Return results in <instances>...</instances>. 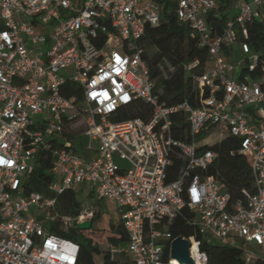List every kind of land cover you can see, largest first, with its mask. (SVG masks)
<instances>
[{
	"label": "built area",
	"instance_id": "2783aa9c",
	"mask_svg": "<svg viewBox=\"0 0 264 264\" xmlns=\"http://www.w3.org/2000/svg\"><path fill=\"white\" fill-rule=\"evenodd\" d=\"M162 1L209 56L201 74L185 67L194 93L176 104L154 93L141 43L145 27L160 22ZM220 1L0 0V264H76L78 242L52 229L92 220L91 210L60 208V195L77 196L82 184L119 212L127 241L109 248L111 258L180 264L166 250L168 224L186 207L207 243L264 262V59L247 41L254 21L264 27V0H231L218 32L209 17L220 15ZM236 51L245 65L226 59ZM137 101L152 109L147 118L114 119ZM177 114L183 139L172 128ZM214 132L213 142L231 136L250 157L253 185L237 200L206 173L218 157L205 148ZM38 158L50 160L48 193H25ZM189 241L195 264H208L201 242Z\"/></svg>",
	"mask_w": 264,
	"mask_h": 264
},
{
	"label": "trees",
	"instance_id": "16d2710c",
	"mask_svg": "<svg viewBox=\"0 0 264 264\" xmlns=\"http://www.w3.org/2000/svg\"><path fill=\"white\" fill-rule=\"evenodd\" d=\"M231 0H221L218 5L220 11L219 16L210 15L209 20L221 31L222 22L228 17L226 11L230 6ZM161 19L156 25H147L141 39L144 49L143 57L147 61L149 68V77L154 81L153 91L160 100L167 104H176L183 99H189L193 95L192 83L190 76L186 73L185 67L194 63L191 69L192 74H201L206 69L209 56L207 48L200 46L196 38L190 35L188 26L177 20L173 5L168 1L161 3ZM253 50L262 52L260 55L264 59V27L254 21L248 27V39ZM146 47L154 48L153 53H149ZM168 66L172 69L169 70ZM69 92H64L70 96L74 92V87L65 85ZM151 108L143 101H137L134 104L121 109L114 117L115 120L122 121L134 117L147 118L151 112ZM172 125L175 130L176 138H184V129L186 124L181 114L173 117ZM69 137L72 133H69ZM237 140L231 136L225 137L220 142L213 145H207L205 148L215 150L218 157L213 165L206 171L207 174H216L219 178L223 190L229 193L231 200H237L242 197V191L251 189L253 185L250 157L237 151ZM37 165L33 172L25 181V193L29 191H38L44 194L48 193L47 186L51 181V173L49 172L50 160H42L38 158ZM175 173L179 168V161H175ZM172 174L167 181L174 179ZM91 198L92 195H90ZM60 208L62 212L78 215L82 210V203L76 198L75 191L66 190L60 195ZM96 210L93 213L92 221L95 218ZM192 213L183 207L178 211L175 217L168 224V230L171 237L182 236L187 239L194 238L201 242V249L206 252L208 264H247L239 248L223 246L219 244L207 243L199 234L198 228L190 222ZM93 223V222H92ZM63 237L71 238L78 242L79 251L76 264H96L95 256L102 257V264H130L128 258L122 253L111 258L110 247L124 245L127 241L126 233L119 223L117 226L111 225L109 229H104L95 235L96 229L81 231L75 228L70 232H62L52 229ZM102 239L107 243L104 247L100 245L98 236L102 235ZM170 242L167 244L166 250H169ZM123 258L124 261L119 263ZM251 264H264L257 261Z\"/></svg>",
	"mask_w": 264,
	"mask_h": 264
},
{
	"label": "rangeland",
	"instance_id": "374dc122",
	"mask_svg": "<svg viewBox=\"0 0 264 264\" xmlns=\"http://www.w3.org/2000/svg\"><path fill=\"white\" fill-rule=\"evenodd\" d=\"M234 50H236V46L233 47ZM146 50L149 53H153L155 50L152 47H146ZM246 55L242 54L240 51L234 52V55L232 58L226 57L229 61H242V65H245ZM168 69L171 70L172 68L168 66ZM82 126L81 124H78L76 133L79 134V141H77V147L78 149H83L85 143H86V137L84 135H81ZM205 137V136H204ZM218 137V133L214 132L210 135L206 136L205 139L208 141L211 145L215 144L213 142L215 138ZM201 139V137H197L196 140ZM119 166H124L125 163L119 159H116L115 162ZM76 190V198L82 203L83 210L88 209L94 211L96 210L95 218L93 219L92 223V229H96V233H94L96 236L99 235V232H102L104 229H109L111 225L114 227L117 226L120 223V215L119 212L114 204L113 201L108 199H100V200H94L91 198L90 193V186L82 184L75 186ZM102 235L98 236V240L100 241V245L106 247L107 243L102 239ZM124 261L123 258L119 260V263ZM95 262L96 264H102V257L100 255L95 256Z\"/></svg>",
	"mask_w": 264,
	"mask_h": 264
},
{
	"label": "water",
	"instance_id": "95a60500",
	"mask_svg": "<svg viewBox=\"0 0 264 264\" xmlns=\"http://www.w3.org/2000/svg\"><path fill=\"white\" fill-rule=\"evenodd\" d=\"M92 227V220H85L76 224L81 231L89 230ZM191 243L189 239L177 236L170 242V256L176 258L180 264H195L193 256L189 253Z\"/></svg>",
	"mask_w": 264,
	"mask_h": 264
}]
</instances>
